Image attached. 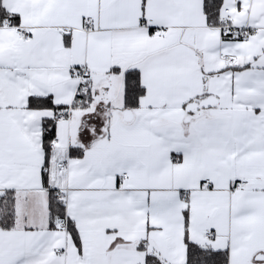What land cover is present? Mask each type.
<instances>
[{
  "label": "snow or ice",
  "instance_id": "snow-or-ice-1",
  "mask_svg": "<svg viewBox=\"0 0 264 264\" xmlns=\"http://www.w3.org/2000/svg\"><path fill=\"white\" fill-rule=\"evenodd\" d=\"M0 264H264V0H0Z\"/></svg>",
  "mask_w": 264,
  "mask_h": 264
}]
</instances>
